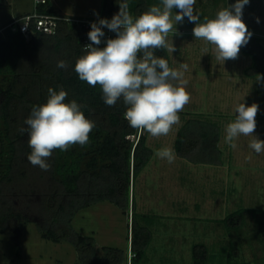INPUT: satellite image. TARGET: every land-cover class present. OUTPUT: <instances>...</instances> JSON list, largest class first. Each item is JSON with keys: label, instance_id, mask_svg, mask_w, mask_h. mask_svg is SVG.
I'll return each mask as SVG.
<instances>
[{"label": "rangeland", "instance_id": "obj_1", "mask_svg": "<svg viewBox=\"0 0 264 264\" xmlns=\"http://www.w3.org/2000/svg\"><path fill=\"white\" fill-rule=\"evenodd\" d=\"M102 1L49 0L48 4L57 14L101 19ZM235 2L196 0L194 10L203 22L205 16L215 18L219 10ZM159 3L160 0L156 5ZM34 5V0H0V28L32 12ZM175 14L176 9H173V17ZM242 19L264 46V0H249ZM194 27L185 17L183 23L176 25V33L169 34V42L176 49L169 53L172 68L178 69L182 63L188 65L183 78L187 81L185 87L190 102L179 113L180 123L174 125L168 135L152 137L142 131L147 134L153 157L135 184L131 181L129 212L105 200L80 209L71 224L80 234L94 237L101 255L104 254L102 246L126 249L129 254L134 196L136 211L154 216L146 263L229 264L228 252L235 247L238 253L234 257L238 261L264 264V152L257 154L249 148L250 136L237 138L235 149L224 141L225 127L234 121L235 106L242 102L247 106L259 105L254 135L264 140V84L257 82V76L246 74V68L253 63L250 56L240 49L236 59L217 61L213 46L194 38ZM204 47L209 49L206 54L202 51ZM4 82L8 83L5 79ZM189 119L217 123L221 163L202 162L204 154L199 147L185 156L175 150L177 133L185 130ZM165 147L174 150L173 163L156 156V151ZM34 182L31 177L28 186H35ZM18 193L13 188L7 195L13 207L28 208L35 202L33 193H22L21 197ZM239 208H243L242 225L238 229H227L223 218ZM196 244H204L212 259L195 260ZM12 261L13 264H82L72 243L42 237L34 222L21 224L18 242L0 232V264Z\"/></svg>", "mask_w": 264, "mask_h": 264}, {"label": "trees", "instance_id": "obj_2", "mask_svg": "<svg viewBox=\"0 0 264 264\" xmlns=\"http://www.w3.org/2000/svg\"><path fill=\"white\" fill-rule=\"evenodd\" d=\"M48 2L40 4L39 11L56 14ZM119 2L103 0L101 18L111 20L119 12ZM158 2L128 0L129 10L137 17ZM195 14L200 16L197 11ZM9 23L0 28V124L3 126L0 130V232L18 242L21 224L34 222L42 237L72 243L82 264H125L129 259L126 249L102 246L104 254L101 255L94 237L80 234L71 223L80 209L105 200L129 212L131 181L135 184L153 157L147 134L129 126L124 118L126 106L122 99L115 106H107L100 86H89L75 72L76 60L85 54L84 39L91 43L87 35L91 26L60 20L53 34L36 32L26 36L13 30ZM241 51L253 60L246 68V74L264 77L261 38L252 34ZM155 55L165 58L172 68L166 50H157ZM60 60L67 62L66 69L57 67ZM49 87L56 91L63 88L68 93L65 102L75 99L95 127L87 145L77 144L68 151L54 150L47 161L50 170L43 171L28 161L29 136L27 131L22 133L20 129L27 128L24 121L30 116L32 106L46 103ZM186 123L185 130L177 133L175 150L185 156L199 147L204 154L202 162L221 163L217 123L202 119H189ZM198 125L200 127L196 128ZM31 177L37 186H28ZM13 188L20 197L24 193H33L35 202L28 208L13 207L15 205L8 202L7 197ZM132 204L130 246L133 255L130 261L131 264H149L145 259L153 238L154 216L137 212L134 196ZM243 218V208H239L227 214L223 222L227 229H238ZM237 253L238 249L231 247L227 255L229 264H250L235 259ZM212 257L204 244L194 246L195 260L208 261Z\"/></svg>", "mask_w": 264, "mask_h": 264}, {"label": "clouds", "instance_id": "obj_3", "mask_svg": "<svg viewBox=\"0 0 264 264\" xmlns=\"http://www.w3.org/2000/svg\"><path fill=\"white\" fill-rule=\"evenodd\" d=\"M118 4L119 12L110 21L101 18L91 23L87 33L91 43L84 46L85 54L76 60L74 70L89 86H100L107 106H115L118 100H123L124 118L130 127L147 131L152 137L166 136L180 123L179 113L190 102L185 87L187 81L183 78L188 65L182 63L178 69L171 68L168 61L155 52L176 51L169 42V34L176 33V25L187 17L189 22L195 23L194 38L212 45L217 61L236 59L252 36L242 19L249 0H236L219 10L215 18L205 16L203 22L195 14L196 0H160L158 5L150 6L137 17L131 14L128 0H120ZM173 9L178 10L174 17ZM103 28L116 35L104 40L105 46L100 47L105 37ZM202 51L206 54L209 49L204 47ZM57 67L66 69L68 64L60 60ZM257 82H264V77L257 74ZM47 92L46 103L32 106L30 116L24 121L27 128L20 129L29 136L28 161L43 171L50 170L47 161L54 150L68 151L77 144L87 145L95 127L85 116L81 104L75 99L65 102L68 93L63 88L56 91L49 87ZM234 111V121L225 127V143L235 149L237 138L250 136L249 148L257 154L264 152V140L254 135L259 105L247 106L242 102L236 104ZM155 154L168 163L174 162L172 148H161Z\"/></svg>", "mask_w": 264, "mask_h": 264}, {"label": "built area", "instance_id": "obj_4", "mask_svg": "<svg viewBox=\"0 0 264 264\" xmlns=\"http://www.w3.org/2000/svg\"><path fill=\"white\" fill-rule=\"evenodd\" d=\"M47 0H34V10L32 12L26 13L20 18H16L10 21L8 24L12 27L13 30H19L26 36H29L31 33L41 32L47 34H53L57 31L59 21L67 20L75 24L89 27L92 22H98L99 19H90V18H80V17H68L62 14H52L47 12H40L38 7L42 3H46ZM110 21V20H109ZM105 32V37L102 38V45L104 40L107 38H114V32L103 28ZM85 45L89 44L87 38L84 39ZM84 45V46H85ZM133 255L132 251H129V259L125 264H131L130 258Z\"/></svg>", "mask_w": 264, "mask_h": 264}]
</instances>
